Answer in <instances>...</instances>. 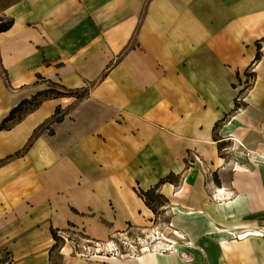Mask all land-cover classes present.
Masks as SVG:
<instances>
[{"label": "crops", "instance_id": "1", "mask_svg": "<svg viewBox=\"0 0 264 264\" xmlns=\"http://www.w3.org/2000/svg\"><path fill=\"white\" fill-rule=\"evenodd\" d=\"M1 17L14 21L0 32V123L50 81L90 87L82 99H44L0 130V252L11 263L51 264L52 228L105 240L149 226L155 214L139 191L175 173L181 184L160 193L192 257L144 252L88 264H264V236L238 238L264 234V41L246 106L215 130L264 37V0H9ZM57 107L64 120L29 145ZM216 136L250 160L221 168ZM195 155L235 192L230 201H210Z\"/></svg>", "mask_w": 264, "mask_h": 264}, {"label": "rangeland", "instance_id": "2", "mask_svg": "<svg viewBox=\"0 0 264 264\" xmlns=\"http://www.w3.org/2000/svg\"><path fill=\"white\" fill-rule=\"evenodd\" d=\"M8 2H9V0H1L0 1V7L6 5ZM1 18H3V21L0 22V25H2V27L9 23V18H7V17H1ZM252 68H253V66H251L248 70L253 72ZM246 81H248V84H252L253 85L254 78L253 77H249V76L246 75L245 81L241 80V82H242L241 83V86H242L241 89H243L245 87V85H247ZM245 94H246V92H245ZM245 94L241 96L240 100L244 101ZM219 138H221V139H219V143L220 144L221 143L224 144L223 145V146H225L224 148L228 147L227 150H224V148L223 149H219L220 156H222L223 153L226 154V156L223 158L226 161V163L221 168L225 167L230 162L237 163V165H244L247 162L246 158L248 160H250L249 157H245L246 155L244 153L240 154L239 156L233 155L234 146L231 143V141H227L228 139L224 140V139H222L221 136ZM230 148H231V150H230ZM190 157L191 158H189V160L190 161L193 160V156H190ZM201 167H203V169H201V170H203V176H204L205 185H207L209 182L211 183L210 184L211 185L210 188H205L206 192H207V195H208V198L210 199V201H212V202L213 201L221 202V203L225 202V201H230V200L224 199L222 196H218L217 199H214V196H213L214 193L217 191L218 188H222L221 186L217 185V178H218V181L221 184H223V186H224L225 182H223L220 179V177L218 176L217 172L212 171V170L208 171V168L204 167L202 165H201ZM235 168L237 169V167H235ZM235 170H233L231 168V171H229L230 174L228 175L227 181H230L233 178ZM215 174L218 177L215 176ZM208 179H210V181H208ZM182 180H183V177H182ZM228 190L230 191L231 195L235 196V192H233L230 189H228ZM219 197H221V198H219ZM164 199L165 200H169V203H166L165 205L161 206V208H159V211L155 213V217L153 219V222L150 223L149 226H147V227H138V226L129 225L127 227V229L124 230L123 232L113 233L107 239L99 240L101 242V244H102V250L101 251L105 250V245H107V242H109L110 239L119 238L121 235L122 236H127L128 235L132 239L136 240L138 237L146 238L147 232H152L153 234H155V231H158V230L163 231L164 235L166 237H170V238L177 236V233H175V230H178L181 233H184L182 230L178 229L176 225L173 224V222H174V220H173V218H174V208L172 206V203H171L170 199H168L166 197H164ZM166 206H168L167 209L165 208ZM181 209H182V211L184 210L183 212L189 213V210H186L185 208H182V207H181ZM74 230L83 231V229H80V228H77V229L71 228L69 231H67V233H65L66 236L67 237H71L73 239H76L77 235L73 234V232H75ZM60 232H64L63 229ZM121 238H123V237H121ZM155 238L156 237H153L154 241L156 242ZM188 239H190V238H188ZM95 240H97V239H95ZM118 240L119 239H117L116 241H118ZM179 240L181 242V245L178 247V250L173 251V252H178L181 256H185V253H187L186 254V258H191L192 257V252H187L186 249H185L187 245L184 243V240L183 241L181 239H179ZM118 243L121 244L120 241ZM59 244H60V246L56 250H54L52 255H51V264H88L90 262H95V261H98L97 263H100L102 258H103V256H99V255H104V253H105V252H102L101 254H99V253H97V251L94 248H91L90 252H88V255H82L80 253H77L76 250H74L72 248V244L70 242H67L66 245L64 246V244H65L64 238H63V242H60ZM65 247H67V248L65 249ZM63 251H64V253H63ZM160 253H171V252L167 251V252H160ZM96 255H98V256H96ZM141 255H142V253H141ZM141 255H139V256H141ZM118 258H130V257H118ZM105 262H107V261H105ZM0 264H13V263H11V259H10L9 255L6 252H0Z\"/></svg>", "mask_w": 264, "mask_h": 264}, {"label": "trees", "instance_id": "3", "mask_svg": "<svg viewBox=\"0 0 264 264\" xmlns=\"http://www.w3.org/2000/svg\"><path fill=\"white\" fill-rule=\"evenodd\" d=\"M0 21H3V18H0ZM13 21L14 20L12 18H10L9 23L7 25H5L3 27H2V25H0V32L10 28L13 24ZM262 41H264V37L261 40L256 42L257 54H256V57L251 64V66H253L255 63L259 62L262 59V45H261ZM246 75L249 77H253V78L255 76L254 72H251L249 70L246 71ZM39 78L42 79L41 76H39ZM50 83L52 86L51 89L39 92L30 99L22 100L17 107L12 109L11 112L8 114V116L6 118H4V120L0 123V130L10 129L13 125H15L16 123L21 121L27 114H29V113L33 112L34 110H36L37 108H39V106L41 105V103L44 99H47L50 97H60V96H76L77 98L82 99V98H85L90 92V87H83V88H79V89H67L66 87L59 85L58 83H55L52 81H50ZM246 83H247V85H245V87L240 90L237 97L235 98L234 108L232 109L231 112L226 114L221 120H219L216 123L215 130H219L220 127L224 123L229 121L231 116H233L239 109L246 106V102L240 100L241 96L245 94L247 88H251V86H252V84H248V81H246ZM63 120H64V114H61V108L57 107L56 114L50 120H48L46 123L41 125L35 131L33 137L31 138V141L29 142V145H31V143L35 139L39 130H41L42 128H45V127H49V125L52 123H59V122H62ZM216 139L218 140L220 138H217V136H216ZM223 145L224 144L219 143V149H223L225 147ZM23 152H24V150L22 152L18 153V155L22 154ZM188 163L189 162L187 160V164ZM182 177H183L182 174L176 175L175 173H171L168 176L162 178L151 189H149L147 191L140 190L139 195H141L144 198L147 206L149 208H151L155 214L156 212L159 211V208H161V206L165 205L166 203H169V200H165L164 199L165 196L160 193L161 186L164 185L165 183H171L175 186H179L182 182ZM217 183L220 184V182L218 181V178H217ZM71 227H74V226H71ZM70 229L71 228L64 229L63 231L67 232ZM60 231H61L60 229L57 230V229L52 228V235L55 239V243L50 250V256L52 255L53 251L56 250L60 246L59 243L63 242V238L59 235Z\"/></svg>", "mask_w": 264, "mask_h": 264}, {"label": "built area", "instance_id": "4", "mask_svg": "<svg viewBox=\"0 0 264 264\" xmlns=\"http://www.w3.org/2000/svg\"><path fill=\"white\" fill-rule=\"evenodd\" d=\"M249 89L250 88H247L246 92ZM227 149L228 147L224 148V150H227ZM243 153L246 155V157H248V152L245 151ZM225 156L226 154L223 153L221 158L223 159ZM235 156H238V155H235ZM195 162L196 163L198 162L200 165H203L202 160L197 155L194 156L193 160H191L190 163L192 164ZM221 187L222 188H218L217 191L214 193L213 195L214 199H217L218 196H222L226 200H230L232 197H234V195H231L228 188H225L224 186H221ZM165 208L167 209L168 206H166ZM74 231L75 232H73V234L77 235L76 239L67 237L65 234L67 232H59L60 236L63 237L65 240L64 246L66 245L67 242H70L72 244V248L76 250L77 253H80L82 255H88V252H90L91 248H94L99 254H101L102 252H105L104 255H99V256H103V258H118V257H130L131 258V257H137L141 255V253H144L147 251L153 252V253L154 252H167V251L173 252V251L178 250V247L181 245V242L179 239H181L182 241L184 240L185 244H190V241L187 240L185 235H184V238L181 237V234L178 232V230H175V233H177V236L171 237V238L166 237L163 231L158 230V231H155V234H153L152 232H147L146 238L138 237L136 240L132 239L128 235L127 236L121 235L119 238H112L109 240V242H107V245H105V250L101 251L102 244L99 240L89 238L83 231H78V230H74ZM153 237H156L155 238L156 242L154 241ZM117 239L119 240L116 241ZM119 241L122 245L118 243Z\"/></svg>", "mask_w": 264, "mask_h": 264}, {"label": "bare ground", "instance_id": "5", "mask_svg": "<svg viewBox=\"0 0 264 264\" xmlns=\"http://www.w3.org/2000/svg\"><path fill=\"white\" fill-rule=\"evenodd\" d=\"M242 146H243V144H241ZM255 160H257L258 158H254ZM259 160V159H258ZM224 192V191H223ZM180 194H182V193H180ZM179 194V195H180ZM180 234H181V237H183L184 238V234L183 233H181L180 231H178ZM251 235H254V236H264V234H263V232H260V231H247V232H245V233H242V234H240V235H238V238L239 239H242V238H245V237H248V236H251ZM188 240V239H187Z\"/></svg>", "mask_w": 264, "mask_h": 264}]
</instances>
